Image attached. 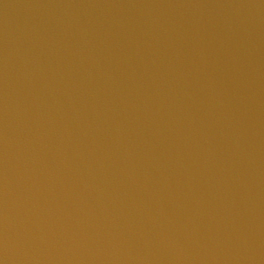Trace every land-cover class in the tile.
Listing matches in <instances>:
<instances>
[{
    "label": "water",
    "instance_id": "obj_1",
    "mask_svg": "<svg viewBox=\"0 0 264 264\" xmlns=\"http://www.w3.org/2000/svg\"><path fill=\"white\" fill-rule=\"evenodd\" d=\"M0 264H264V0H0Z\"/></svg>",
    "mask_w": 264,
    "mask_h": 264
}]
</instances>
